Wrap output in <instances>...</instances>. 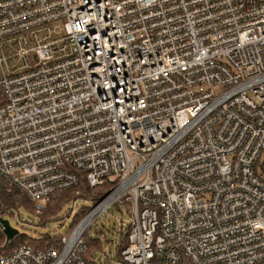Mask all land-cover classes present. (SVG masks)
<instances>
[{"label":"built area","instance_id":"2783aa9c","mask_svg":"<svg viewBox=\"0 0 264 264\" xmlns=\"http://www.w3.org/2000/svg\"><path fill=\"white\" fill-rule=\"evenodd\" d=\"M78 171L116 186L0 264H86L117 204L124 264H264V0H0V177L40 212Z\"/></svg>","mask_w":264,"mask_h":264},{"label":"trees","instance_id":"16d2710c","mask_svg":"<svg viewBox=\"0 0 264 264\" xmlns=\"http://www.w3.org/2000/svg\"><path fill=\"white\" fill-rule=\"evenodd\" d=\"M77 175L79 177L78 186L55 193L49 204L45 207L42 212H37L34 204L23 195L17 188L8 184L4 179L0 177V218L7 219L9 216H13L17 219H21L19 214V209L23 206L27 207L28 210H34L35 213L41 218L40 224L44 225L48 221H53L57 219L58 214L63 210L65 206L70 203L77 202L78 200L91 201L94 204L101 201L105 196H107L113 188L116 186L115 183H106L100 187H92L83 171H78ZM117 204L115 206H119ZM8 207V208H6ZM86 208L81 207L76 216V223L87 213ZM64 235H58L52 237L51 235H43L37 239H31L25 234H19L12 241L11 244H6V237L0 228V255H6L12 252L14 249L22 246L28 245L34 248H48V247H61V237ZM121 243L116 245V250L114 253V258L120 263L124 264L121 257V251L127 246L128 239L127 235H120ZM87 252L84 255V260L86 264H98L100 261V255L104 254L103 246L100 240H87ZM108 255H112L109 252Z\"/></svg>","mask_w":264,"mask_h":264},{"label":"rangeland","instance_id":"374dc122","mask_svg":"<svg viewBox=\"0 0 264 264\" xmlns=\"http://www.w3.org/2000/svg\"><path fill=\"white\" fill-rule=\"evenodd\" d=\"M72 205L73 203H70L65 206L58 214L57 219L48 221L44 225L40 224L41 218L35 211L31 209L28 210L25 206L19 209L21 219L9 216L6 220L10 222L13 228L31 239H37L43 235H51L52 237L69 235V232L75 227V219L81 207L89 210L93 207L94 203L91 201L78 200L76 202L77 209L71 213ZM33 207H35V205ZM122 219L127 226L130 220V216L127 213V206L125 204H120L119 206L114 205L110 207L107 212L103 213L87 231L86 239L100 240L103 251L106 253V255H100L101 257L98 264H122L114 258L116 241L120 236L118 232ZM109 252H111L112 255H108Z\"/></svg>","mask_w":264,"mask_h":264},{"label":"water","instance_id":"95a60500","mask_svg":"<svg viewBox=\"0 0 264 264\" xmlns=\"http://www.w3.org/2000/svg\"><path fill=\"white\" fill-rule=\"evenodd\" d=\"M0 228L6 237V244L9 245L17 237L20 232L10 225V222L4 218H0Z\"/></svg>","mask_w":264,"mask_h":264}]
</instances>
